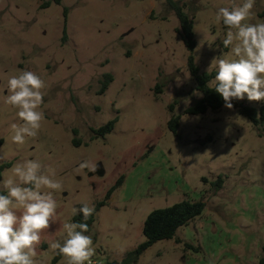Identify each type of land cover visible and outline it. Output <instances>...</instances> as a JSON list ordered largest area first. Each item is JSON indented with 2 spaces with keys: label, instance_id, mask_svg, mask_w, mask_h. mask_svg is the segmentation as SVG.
Here are the masks:
<instances>
[{
  "label": "rangeland",
  "instance_id": "374dc122",
  "mask_svg": "<svg viewBox=\"0 0 264 264\" xmlns=\"http://www.w3.org/2000/svg\"><path fill=\"white\" fill-rule=\"evenodd\" d=\"M176 1L194 19L193 55L201 72L214 58H233L222 44L227 28L215 19L231 0ZM252 12L247 22L264 23V0H256ZM179 27L167 0H0V166L13 163L0 183L14 178L17 163L32 159L63 185L54 193L55 222L37 246L40 264L57 256L49 244L63 242L73 209L85 203L95 208L121 177L88 234L92 261L122 263L146 241L143 227L151 212L203 201L202 216L148 248L136 264H260L264 135L238 109L185 113L203 95ZM21 70L45 83L38 109L44 119L36 138L17 145L10 126L22 122L4 100L8 78ZM107 75L113 81L103 92ZM241 101L261 105L246 96ZM173 115L181 117L177 134L169 129ZM115 119L111 133L95 138ZM83 161L97 171L79 169ZM58 264H66L63 256Z\"/></svg>",
  "mask_w": 264,
  "mask_h": 264
},
{
  "label": "clouds",
  "instance_id": "9594fccd",
  "mask_svg": "<svg viewBox=\"0 0 264 264\" xmlns=\"http://www.w3.org/2000/svg\"><path fill=\"white\" fill-rule=\"evenodd\" d=\"M256 0H231L229 7H220L215 19L227 28L222 44L231 47L233 58H214L207 71L215 68V77L209 82L221 95L225 107L232 108V100L264 101V23H249ZM44 81L33 71L21 70L7 80L8 95L4 103L18 109L22 123H12V142L23 145L26 138H36L44 114ZM97 171V165L83 161L79 169ZM13 177L0 183L6 194L0 193V264H40L36 259L41 233L55 222L57 201L54 193L61 191L62 183L54 171L38 160L26 159L17 163ZM19 211V214H18ZM73 209V215L77 214ZM94 207L83 204L79 212L83 220L94 213ZM63 242L53 241L49 247L65 258L66 264H92L95 254L93 240L86 235L85 222L64 223Z\"/></svg>",
  "mask_w": 264,
  "mask_h": 264
},
{
  "label": "trees",
  "instance_id": "16d2710c",
  "mask_svg": "<svg viewBox=\"0 0 264 264\" xmlns=\"http://www.w3.org/2000/svg\"><path fill=\"white\" fill-rule=\"evenodd\" d=\"M53 1L56 4H61L62 2V0ZM167 3L169 7L176 13L179 20L180 27L177 31L181 35L186 49L191 53L189 57V70L196 82L197 91L203 95V98L198 103L188 108L185 113L188 115H201L206 114L210 109L212 111H219L225 107V102L221 95L215 91L213 86L209 85V82L214 79L216 73L215 71L211 73L201 72L200 67L196 64L193 55L197 47L196 35L194 31V19L191 18L190 15L185 11L184 5H182L180 2L176 0H167ZM49 5H51V3H47V6ZM261 15L264 17V12ZM112 81L113 76L107 75L103 92L106 91ZM157 89L160 90L159 85L157 86ZM260 102V108L257 109L247 105L241 100L233 99L232 108L238 109L240 113L246 116L259 130L260 135H264V103H262V101ZM171 111L174 112V106H171ZM180 120V116L173 115L172 119L169 121V129L175 134L178 133L180 128ZM116 123L117 119L112 120L96 130L95 138L106 137L114 130ZM12 164V162H8L0 166V180H2L4 170L10 168ZM123 181L124 177H121L117 184L108 192L105 201L98 203V205L94 208V213L88 218L87 221L83 220V215L78 210L73 221L85 222L88 224L89 231L86 233V235L92 232L93 225L96 221V216L101 207L106 204L114 191L122 185ZM222 184L223 177L220 176L216 185L220 188L222 187ZM0 193L6 194V192L3 191H0ZM81 207L82 205L79 207V209ZM205 207L206 204L203 201H182L174 204L171 207L154 210L148 215L144 223L143 233L146 237V241L140 244L136 250L130 252L122 263L112 262L107 264H136L141 255H143L148 248L159 241L175 238L180 228L189 225L192 221L202 216ZM177 242H180V240L178 239ZM187 247L191 246L187 245ZM61 257V255L57 254L51 264H58ZM260 264H264V257L260 259Z\"/></svg>",
  "mask_w": 264,
  "mask_h": 264
},
{
  "label": "built area",
  "instance_id": "2783aa9c",
  "mask_svg": "<svg viewBox=\"0 0 264 264\" xmlns=\"http://www.w3.org/2000/svg\"><path fill=\"white\" fill-rule=\"evenodd\" d=\"M92 264H99V263H97V262H95V261H92Z\"/></svg>",
  "mask_w": 264,
  "mask_h": 264
}]
</instances>
